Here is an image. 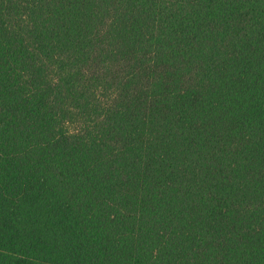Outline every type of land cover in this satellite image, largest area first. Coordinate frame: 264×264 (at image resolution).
I'll return each instance as SVG.
<instances>
[{
  "label": "trees",
  "instance_id": "obj_1",
  "mask_svg": "<svg viewBox=\"0 0 264 264\" xmlns=\"http://www.w3.org/2000/svg\"><path fill=\"white\" fill-rule=\"evenodd\" d=\"M0 264H264V0H0Z\"/></svg>",
  "mask_w": 264,
  "mask_h": 264
}]
</instances>
